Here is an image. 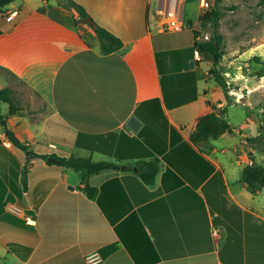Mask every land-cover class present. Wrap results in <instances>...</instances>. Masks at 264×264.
Returning <instances> with one entry per match:
<instances>
[{"label": "crops", "instance_id": "crops-1", "mask_svg": "<svg viewBox=\"0 0 264 264\" xmlns=\"http://www.w3.org/2000/svg\"><path fill=\"white\" fill-rule=\"evenodd\" d=\"M74 1L123 42L121 51L102 54L92 26L59 0H17L0 9V89L14 90L8 74L40 103L31 112L0 108V264H89L88 256L98 264H264V207L254 204L264 188L243 183L255 161L242 154L248 134L236 130L226 109L232 133L190 141L213 106L237 101L230 86L225 93L206 82L210 66L194 47L195 27L159 30L152 10L168 0ZM184 1L185 17L191 0ZM12 7L20 12L7 21ZM200 8L198 0L194 26ZM150 115L161 129L160 138L147 133L153 147L139 136ZM132 116L141 122L137 132L124 129ZM253 123L243 121L248 131ZM6 129L37 155L121 168L90 177L92 199L78 172L15 148ZM235 132L241 140L230 143ZM181 142L204 161L186 148L173 163L165 160ZM153 159L159 171L147 185L139 164ZM8 203L34 224L8 212Z\"/></svg>", "mask_w": 264, "mask_h": 264}, {"label": "rangeland", "instance_id": "rangeland-1", "mask_svg": "<svg viewBox=\"0 0 264 264\" xmlns=\"http://www.w3.org/2000/svg\"><path fill=\"white\" fill-rule=\"evenodd\" d=\"M206 2L209 7L206 10L202 7L199 9L195 26L196 16L193 12H198V0L186 3L185 28L195 27L196 38L199 41L208 39L213 29L210 24H203L204 12L217 8L219 23L216 32L223 38L224 54L217 70L227 86H230L233 97L237 99L233 103L228 102L226 106L228 119L235 125L236 130H241V134L244 132L248 134V137H242L244 141H247V138L254 139L259 134L264 112V76H260V72L264 71V0H220L219 2L206 0ZM255 58H259V61ZM209 66L210 69L205 76L206 82L219 86L210 71L213 69L212 62ZM5 76L14 87L13 96L17 109L31 112L34 108L40 107L38 99L21 82L8 74ZM0 106L1 109L8 108L5 103ZM248 109L251 111L250 118L254 122L249 131L243 125L245 119L249 120ZM232 138L230 143H239L241 135L235 132ZM242 154L249 162L253 156L257 163L264 165V138L259 142L245 144ZM71 172L77 174L76 171ZM254 204L256 207H264V191L256 196Z\"/></svg>", "mask_w": 264, "mask_h": 264}, {"label": "trees", "instance_id": "trees-1", "mask_svg": "<svg viewBox=\"0 0 264 264\" xmlns=\"http://www.w3.org/2000/svg\"><path fill=\"white\" fill-rule=\"evenodd\" d=\"M17 0H0V9H4L13 2ZM60 3H63L67 7L74 10L80 21L84 22L86 18H91L85 8L80 5L79 3L75 2L74 0H59ZM220 0H216L219 2ZM219 13L217 8L212 9L211 11L204 12L203 24H210L213 31L210 37L206 40L199 41L196 38V33L194 32L195 42L194 47L196 51L200 54L201 60L204 62H212L213 69H211V74L214 76L215 81L218 85L222 88L225 93L229 92V88L226 84V81L221 76L220 72L217 70L221 60L223 58L222 52V36L216 32L219 23ZM94 29L99 46L100 51L102 54H110L116 51H121L124 47L123 42L117 38L115 35L107 31L106 29L100 27L98 24L94 23L92 25ZM256 61H259V58H255ZM260 76H264V71L260 72ZM14 92L11 88H3L0 89V104L6 103L10 106V114L16 112L17 108L15 106V99L13 96ZM153 103V102H152ZM155 103V101H154ZM226 108L223 110H217L216 107L213 106V111L205 114L202 116L197 124V128L190 136V141L193 144L199 143H206L210 139H218L225 133H232L234 128L230 125V123L225 119ZM251 111L247 110V115L250 117ZM6 116H0V120H4ZM155 115H150L149 120L145 121V125L141 132L139 133L140 138L145 143H149L151 147L155 146V142L149 137H147V133L149 130H152V134L156 135L157 138H160V125L159 123L155 122ZM264 112L263 117L261 120V126L259 127V134L256 138L251 139L249 138L248 141L250 143L259 142L261 139L264 138ZM6 135L13 144L15 148L23 150L27 152V154L31 157H41L42 159L48 161L49 157H54L60 160L62 166L72 169L78 172L81 176L82 181L84 182V192L92 199H95L97 194V189L91 187L89 184V179L91 176L101 173L102 171L113 169L119 170L121 168L120 165L112 162H104V161H94L90 158H81V157H69V158H60L57 155L47 156V155H37L29 150V147L24 145L16 136L15 134L6 129ZM143 145V144H142ZM167 147V146H165ZM164 147V148H165ZM186 148L192 154H195L200 160H203L196 151L192 148V145L188 142H181L176 148H172L165 156V160L173 163V159L176 156V152L178 149ZM167 148H165L166 150ZM149 156H152L150 151H147ZM204 161V160H203ZM140 171L139 176L141 179L147 184L152 185L155 181L156 175L159 171V163L157 159H153L150 161H141L139 164ZM22 182L24 187L26 188V176L23 173ZM243 183L253 190H258L264 188V165L258 164L257 162L253 161L251 165H247L243 171ZM115 249L114 246H110L103 250L104 254H108Z\"/></svg>", "mask_w": 264, "mask_h": 264}, {"label": "built area", "instance_id": "built-area-1", "mask_svg": "<svg viewBox=\"0 0 264 264\" xmlns=\"http://www.w3.org/2000/svg\"><path fill=\"white\" fill-rule=\"evenodd\" d=\"M169 3L158 5L152 10V14L155 17L157 26L161 31L179 32L185 27L184 17V0H168ZM201 7L207 9L209 7L206 0H201ZM20 12V8L12 7L5 10L6 20L11 21ZM8 212L21 216L24 218L27 224L33 225L34 219L30 214H27L25 210L16 206L14 203L7 204ZM87 261L89 264H98L100 262L99 257L88 256Z\"/></svg>", "mask_w": 264, "mask_h": 264}, {"label": "water", "instance_id": "water-1", "mask_svg": "<svg viewBox=\"0 0 264 264\" xmlns=\"http://www.w3.org/2000/svg\"><path fill=\"white\" fill-rule=\"evenodd\" d=\"M85 23L89 24V25H94V21L92 20V18H86L84 20ZM191 67H193V63H191ZM4 124V121L2 122ZM141 127V122L135 117L132 116L125 124L124 129L127 131H133V132H137L139 130V128ZM48 161L51 163H60V160L54 158V157H49Z\"/></svg>", "mask_w": 264, "mask_h": 264}]
</instances>
